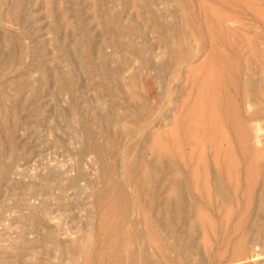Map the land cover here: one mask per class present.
I'll return each instance as SVG.
<instances>
[{
  "label": "rangeland",
  "instance_id": "1",
  "mask_svg": "<svg viewBox=\"0 0 264 264\" xmlns=\"http://www.w3.org/2000/svg\"><path fill=\"white\" fill-rule=\"evenodd\" d=\"M0 176V264H264V0H0Z\"/></svg>",
  "mask_w": 264,
  "mask_h": 264
},
{
  "label": "bare ground",
  "instance_id": "2",
  "mask_svg": "<svg viewBox=\"0 0 264 264\" xmlns=\"http://www.w3.org/2000/svg\"><path fill=\"white\" fill-rule=\"evenodd\" d=\"M23 1V0H22ZM2 4V3H1ZM11 4V3H10ZM19 9H20V7H19ZM21 9H22V7H21ZM19 11V10H18ZM17 11V12H18ZM9 12V11H8ZM19 13V12H18ZM78 14H79V12H78ZM118 14H120V13H118ZM119 16V15H118ZM14 17V16H13ZM79 17V16H78ZM118 18V17H117ZM119 19V18H118ZM186 19H187V17H186ZM13 20V19H12ZM19 20H20V16H19ZM189 20V19H188ZM187 20V21H188ZM189 21H191V20H189ZM17 22H18V19H17ZM119 22V21H118ZM187 24L189 25V22H187ZM118 25H120V24H118ZM19 26H21V25H19ZM185 27H187L186 26V24H185ZM58 28V27H57ZM119 28H120V26H119ZM22 29V28H21ZM22 30H25V28L24 29H22ZM84 30V29H83ZM185 30V29H184ZM189 30H191L192 31V29L190 28ZM194 30H195V28H194ZM193 30V31H194ZM21 32V31H20ZM24 32V31H23ZM22 32V33H23ZM85 32V31H84ZM184 33V32H183ZM194 33H195V31H194ZM197 33V32H196ZM23 35H25L24 33H23ZM86 36H87V34H85ZM184 35V34H183ZM191 35H192V32H191ZM85 36V37H86ZM189 36V35H188ZM131 37V36H130ZM187 37V36H186ZM186 37H185V39H186ZM25 38V37H24ZM23 38V39H24ZM132 38V37H131ZM15 40V39H14ZM134 41V40H133ZM187 41V40H186ZM15 43H16V41H15ZM88 44V43H87ZM13 45V44H12ZM89 47H90V45H88ZM136 46V45H135ZM135 48V47H134ZM91 49V48H90ZM189 50V49H188ZM174 51V50H173ZM92 53V52H91ZM133 53V52H132ZM4 55V54H3ZM85 55V54H84ZM91 55V54H90ZM135 55V54H134ZM172 55H173V53H172ZM219 55V54H218ZM186 56V55H185ZM16 57V56H15ZM170 57H171V55H170ZM173 57V56H172ZM171 57V58H172ZM69 58V57H68ZM92 58V57H91ZM188 58V57H187ZM189 58H191V57H189ZM188 58V59H189ZM90 59V58H89ZM170 60V59H169ZM189 60H191V59H189ZM192 60H193V58H192ZM228 60V59H227ZM91 61V60H90ZM171 61V60H170ZM69 62V61H68ZM157 62V61H156ZM185 62H189L188 60H186ZM143 63V62H142ZM91 64V63H90ZM179 64V63H178ZM102 65V64H101ZM142 65V64H141ZM180 65H182V64H180ZM184 65V64H183ZM100 66V65H99ZM169 66V65H168ZM179 67V66H178ZM96 67L94 66V69H95ZM143 68V67H142ZM174 68H175V66H174ZM182 68V67H181ZM98 69V68H97ZM174 70V69H173ZM172 70V73L175 71H173ZM178 70V69H177ZM19 72V71H18ZM17 72V73H18ZM98 72V71H97ZM16 73V72H15ZM16 73V74H17ZM99 74V73H98ZM141 74V73H140ZM74 75V74H73ZM121 75V74H120ZM157 76V75H156ZM160 77V76H159ZM106 78V77H105ZM124 78V77H123ZM108 79V78H107ZM170 79V78H169ZM73 80V79H72ZM124 81V80H123ZM74 82V81H73ZM73 94V93H72ZM113 94V93H112ZM104 99V98H103ZM149 102V101H148ZM105 103V102H104ZM162 104V103H161ZM73 105H75V104H73ZM127 105V104H126ZM165 105V104H164ZM76 106V105H75ZM163 106V105H162ZM161 106V107H162ZM168 106V105H167ZM78 107V106H77ZM168 108V107H167ZM167 108H166V110H167ZM159 109L160 108H158V111H159ZM79 110V109H78ZM165 110V109H164ZM132 111V110H131ZM146 111V110H145ZM144 111V113H146ZM157 111V113L158 114H160L161 113V111H160V113ZM133 112V111H132ZM156 112V111H155ZM155 112H153V114L155 113ZM78 113H79V111H78ZM143 114V113H142ZM142 114H140L141 116H142ZM152 114V115H153ZM156 114V113H155ZM144 115V114H143ZM157 115V114H156ZM139 116V115H138ZM151 116V115H150ZM159 117L158 118H160V115H158ZM161 116H163V115H161ZM149 117V116H148ZM147 117V118H148ZM153 117V116H152ZM150 118V117H149ZM139 119V118H138ZM141 119V118H140ZM151 119V118H150ZM150 119L148 120V123H149V121H150ZM146 120V121H147ZM145 122V121H144ZM210 122V121H209ZM159 123V122H158ZM147 124V123H146ZM149 124H152L151 123V121H150V123ZM149 124H147L148 126H149ZM156 124V123H155ZM211 124V123H210ZM229 124V123H228ZM136 125H137V123H136ZM143 124H141V126H142ZM145 125V124H144ZM147 125H145L146 127H147ZM165 125V124H164ZM163 125V126H164ZM186 125V124H185ZM152 126V125H151ZM150 126V127H151ZM169 126V125H168ZM138 127H140V126H138ZM137 127V128H138ZM142 127H144V126H142ZM149 127V128H150ZM159 127V126H158ZM111 128V127H110ZM145 128V127H144ZM143 128V129H144ZM139 129V128H138ZM142 129V130H143ZM148 129V128H147ZM146 129V130H147ZM229 130H230V128H229ZM139 131V130H138ZM144 131V130H143ZM142 131V132H143ZM182 131V130H181ZM231 131V130H230ZM140 132L141 131H139V134H140ZM206 132V131H205ZM134 133V132H133ZM147 133H148V131H147ZM181 133V132H180ZM130 134H132V133H130ZM182 134V133H181ZM14 135H16V134H14ZM13 135V136H14ZM137 135H138V133H137ZM153 135H156V132H155V134H153ZM232 135V134H231ZM258 135V134H257ZM256 135V136H257ZM131 136V135H130ZM240 136V135H239ZM256 136H255V138H256ZM129 137V136H128ZM147 137V136H146ZM154 137V136H153ZM14 138V137H13ZM148 138V137H147ZM234 138V137H233ZM131 139H133V138H131ZM137 139L138 138H135V140L137 141ZM145 139V138H144ZM163 139V138H162ZM130 140V139H129ZM135 140H133V141H135ZM239 140H240V138H239ZM12 141H13V139H12ZM234 141V140H233ZM257 141V140H256ZM124 142H126V139H125V141ZM230 142V141H229ZM260 142V141H259ZM14 143V142H13ZM129 143V141L127 142V144ZM132 142H130V144H131ZM235 143V142H234ZM136 144H137V142H136ZM145 144V143H144ZM152 144V143H151ZM230 144V143H229ZM124 145L126 146V144L124 143ZM129 145V144H128ZM130 146V145H129ZM128 146V147H129ZM152 147V149L154 150V152H156V154H157V158H156V160H155V163H153V164H150L151 166H149V168L148 169H146V168H144L143 169V171L141 172V175L139 176V177H137V180H138V182H143V183H147V180L151 177V176H153L154 175V173H156L157 171H161L163 168H165V167H167V168H170L171 167V165H172V163H170V162H168L166 165H164V163L166 162L164 159H163V154H162V151H160L159 149H156V146H154V145H151ZM237 146V145H236ZM245 146V145H244ZM142 147V146H141ZM82 148V147H81ZM236 148V147H235ZM128 149V148H127ZM244 148H242V150H243ZM229 150V149H228ZM124 151V150H123ZM126 151V150H125ZM128 151V150H127ZM146 151V150H145ZM236 152V151H235ZM124 152H122V158L124 157L123 155H125V154H123ZM238 154V153H237ZM220 155L221 154H219V158H220ZM238 155H240V154H238ZM141 156V155H140ZM218 156V155H217ZM121 157V156H120ZM137 157H139V156H137ZM142 157V156H141ZM225 157V156H224ZM153 158V157H152ZM222 158V157H221ZM123 160V159H122ZM220 160V159H219ZM125 161H126V159H125ZM221 161V160H220ZM224 161H226V160H224ZM123 162V161H122ZM179 162V161H178ZM246 162V161H245ZM209 163H210V161H209ZM221 163V162H220ZM235 163V162H234ZM122 164V163H121ZM120 164V165H121ZM125 164V163H124ZM128 164V163H127ZM180 164V163H179ZM226 164V163H225ZM113 165V164H112ZM222 165V164H221ZM47 166H48V164H47ZM78 166H79V164H78ZM44 167H46L45 165H44ZM44 167H42V168H44ZM127 167H128V165H127ZM210 167V166H209ZM243 168V167H242ZM77 169V168H76ZM121 169H122V167H121ZM126 169V168H125ZM183 169V168H182ZM211 169V168H210ZM118 170V169H117ZM238 170V169H237ZM242 170V169H241ZM119 171H120V169H119ZM123 171V170H122ZM129 171V170H128ZM224 171V170H223ZM10 172V171H9ZM186 172V171H185ZM219 172H221V171H219ZM243 172V171H242ZM11 173V172H10ZM123 173H124V171H123ZM45 174H46V172H45ZM48 174V173H47ZM80 174V173H79ZM212 174V173H211ZM223 174H224V172H223ZM64 175V174H63ZM42 176V175H41ZM43 176H44V173H43ZM42 176V177H43ZM47 176V175H46ZM125 176V175H124ZM1 177V176H0ZM62 177H64V176H62ZM61 177V178H62ZM66 177V176H65ZM71 177V176H70ZM107 177V176H106ZM126 177H127V173H126ZM212 177V176H211ZM50 178V177H49ZM53 178V177H52ZM80 178H81V176H80ZM122 178H123V176H122ZM128 178V177H127ZM242 178V177H241ZM105 179V178H104ZM166 180H168V182H167V184L165 185V187L163 188L164 190H162V191H164V193H165V200L162 202V205H164V211L166 212V215H167V218L165 219V220H161V223L163 224V226H165V227H168V228H170L171 226H172V222L173 221H175V220H177V219H179V208H183V207H179V202H181L182 201V199H183V193H184V191H183V189L181 188V182L180 181H178L177 180V178H175V177H166L165 178ZM215 179H216V182H217V192L219 193V194H221V195H224V196H226V190H225V187H224V184H223V181H222V178L220 177V174H218V172H216L215 173ZM130 180V179H129ZM212 180V179H211ZM242 180V179H241ZM51 181H52V179H51ZM56 181V180H55ZM59 180H57L56 182H58ZM123 181H125V179L123 180ZM210 181V180H209ZM44 182H47V181H44ZM104 182V181H103ZM119 182V181H118ZM156 183H157V181H156ZM46 184V183H45ZM55 184H57V183H55ZM242 184V183H241ZM47 185V184H46ZM76 185V184H75ZM125 185H126V182H125ZM211 185H213V184H211ZM54 186V185H53ZM65 186V185H64ZM69 186V185H68ZM132 186V185H131ZM156 186V185H155ZM60 187V186H59ZM92 187V186H91ZM127 187V186H126ZM190 187H191V185H190ZM240 187V186H239ZM241 187H242V185H241ZM62 188V187H61ZM63 188H65V187H63ZM74 188V187H73ZM228 188V187H227ZM68 189V188H67ZM128 189V188H127ZM126 189V190H127ZM191 189V188H190ZM62 190V189H61ZM108 190H110V193L111 194H113V201L110 203V205L108 206V207H106L105 208V210H104V212H102V214H101V216H100V219H101V222L103 223V225H107V226H109L110 228H112V230H115L114 229V224H113V221H112V215L114 214V211H116V209H117V203H118V205L121 207V215H122V217L124 218V216H125V213H126V209L129 207V204H132L133 202H131L130 203V199H129V197L126 195V194H124L123 193V189H122V186L119 184V183H115L110 189H105L104 190V192L106 193V192H108ZM132 190H133V188H132ZM213 190V189H212ZM241 190V189H240ZM67 191V190H66ZM65 191V192H66ZM129 192H130V190H128ZM128 191H126V193L128 192ZM135 192V191H134ZM155 192V191H154ZM105 193H104V195H105ZM151 193V192H150ZM149 193V194H150ZM213 193V192H212ZM129 194V193H128ZM155 194V193H154ZM185 194V193H184ZM239 194H240V192H239ZM214 195V194H213ZM252 195H253V193H252ZM102 196H103V194H102ZM101 196V197H102ZM135 196V195H134ZM223 196V197H224ZM32 197V196H31ZM67 197V196H66ZM104 197V196H103ZM157 197H159V196H157ZM240 197V196H239ZM99 198V197H98ZM130 198H131V195H130ZM135 198V197H134ZM185 198V197H184ZM65 199V198H64ZM100 199V198H99ZM132 199V198H131ZM148 200L146 201V206H148V207H153V206H155V203H156V198H155V196L153 195V193L152 194H150V195H148V198H147ZM233 199V198H232ZM253 199V198H252ZM28 200V199H27ZM27 200H25V201H27ZM92 201V200H91ZM96 201V200H95ZM133 201V200H132ZM232 201H234V200H232ZM244 201V200H243ZM136 202V201H135ZM160 202V201H159ZM247 202V201H246ZM63 203H65V202H63ZM94 203V202H93ZM204 203V202H203ZM69 204H71V203H69ZM181 204H182V202H181ZM239 204H240V201H239ZM252 205H253V203H251ZM57 205V204H56ZM137 206V205H136ZM236 206V205H235ZM96 207V206H95ZM132 207H133V205H132ZM138 207H139V209L143 212V213H145V209H146V207L144 206V205H141L140 203H139V205H138ZM240 207H241V205H240ZM137 208V207H136ZM154 208V207H153ZM214 208V207H213ZM244 208H247V207H244ZM251 208V207H250ZM96 209V208H95ZM99 209V208H98ZM133 209V208H132ZM24 210H26L25 208H24ZM99 210H101V207H100V209ZM212 210V209H211ZM91 211V210H90ZM133 211V210H132ZM132 211H130V212H132ZM155 211V210H154ZM215 211V210H214ZM239 211V210H238ZM243 211V210H242ZM136 212L138 213V211L136 210ZM153 212V211H152ZM248 212V211H247ZM96 213V212H95ZM98 213V212H97ZM235 213H236V211H235ZM132 214H133V212H132ZM131 215V214H130ZM183 215V214H182ZM239 215V214H238ZM98 216V215H97ZM132 216V215H131ZM137 216H138V214H137ZM152 216V215H151ZM259 216V215H258ZM138 217H140V215L138 216ZM138 217H135V218H138ZM160 217V216H159ZM241 217V216H240ZM244 217V216H243ZM242 217V218H243ZM245 217H246V215H245ZM4 218V217H3ZM49 218V217H48ZM134 218V219H135ZM183 218V217H182ZM98 219V218H97ZM139 219V218H138ZM237 219V218H236ZM133 220V219H132ZM137 220V219H136ZM246 220V219H245ZM141 220H139V222H140ZM243 221H244V218H243ZM95 222V221H94ZM130 222H131V220H130ZM137 222V221H136ZM136 222H134V220H133V224L134 223H136ZM245 223V222H244ZM244 223H243V225H244ZM130 224V223H129ZM136 224H138V223H136ZM140 224V223H139ZM144 224V223H143ZM95 225H96V223H95ZM118 225H119V222H118ZM97 226V225H96ZM96 226H95V229H96ZM134 226H135V224H134ZM142 226V225H141ZM141 226H139V228L141 227ZM122 227V226H121ZM136 227V226H135ZM243 227V226H242ZM242 227H241V229L240 230H242ZM56 228V227H55ZM129 228V227H128ZM131 228H132V226H131ZM12 229V228H11ZM62 229V228H61ZM97 229H98V227H97ZM132 229H134V228H132ZM157 228H155V230H156ZM30 230V229H29ZM118 230H120L119 229V226H118ZM143 230H144V228H143ZM142 230V231H143ZM82 231V230H81ZM89 231H91V230H89ZM116 231V230H115ZM115 231H112L111 233H110V235H109V239H108V244L110 245H112L113 243H117L116 241L118 240V238H121V236L120 237H118L117 236V234L115 233ZM160 231V230H159ZM119 232V231H118ZM134 232V231H133ZM181 232V231H180ZM242 232V231H241ZM64 233V232H63ZM83 233V232H82ZM94 233V232H93ZM100 232H98V234H99ZM160 233V232H159ZM232 233V232H231ZM38 234V233H37ZM139 235V234H138ZM160 235H161V233H160ZM95 236H96V234H95ZM94 236V237H95ZM141 236L143 237L144 235H142L141 234ZM129 237V236H128ZM138 237V236H137ZM161 237V236H160ZM236 237V236H235ZM24 238H26V237H24ZM97 238V237H96ZM224 238V237H223ZM234 237H232V239H233ZM99 239V238H98ZM98 239H97V241H98ZM143 239V238H142ZM145 239V238H144ZM144 239H143V241H144ZM161 239V238H160ZM175 239V238H174ZM99 240H101V239H99ZM162 240H164V239H162ZM236 240V239H235ZM96 241V240H95ZM107 241V240H106ZM242 241V240H241ZM24 242H26V241H24ZM28 242V241H27ZM85 242V241H84ZM120 242V241H119ZM145 242V241H144ZM172 242V241H171ZM58 243V242H57ZM99 243V242H98ZM104 243H106V242H104ZM121 243V242H120ZM137 243V242H136ZM139 243V242H138ZM138 243H137V245H138ZM230 243H232V240L230 241ZM49 244V243H48ZM69 245V244H68ZM92 245V244H91ZM121 245V244H120ZM141 244H139V246H140ZM144 245H146V244H144ZM172 245V244H171ZM223 245H224V242H223ZM230 246V245H229ZM228 246V247H229ZM102 247V246H101ZM118 247V246H117ZM116 247V248H117ZM100 248V247H99ZM135 248V247H134ZM134 248H132V250L134 249ZM140 248V247H139ZM143 248V247H142ZM219 248V247H218ZM217 248V249H218ZM220 248H223V247H220ZM230 249H231V247H229ZM228 248V249H229ZM70 249V248H69ZM97 249V248H96ZM149 248H147V251L149 252V250H148ZM169 249H170V247H169ZM229 249V250H230ZM93 250H95L94 248H93ZM106 250H107V248H106ZM113 250V249H112ZM264 250V249H263ZM2 251V250H1ZM96 251V250H95ZM115 251V250H114ZM134 251V250H133ZM171 251V250H170ZM3 252V251H2ZM93 252V251H92ZM140 253V255L142 256H144V260H143V262H144V264H157L154 260H151L150 259V257L148 258L147 256L148 255H146V253L144 252V251H142V250H140L139 251ZM172 252V251H171ZM230 252V254H231V251H229ZM229 252H228V254H229ZM64 253V252H63ZM113 253V252H112ZM133 253V252H132ZM170 253V252H169ZM89 254V253H88ZM87 254V255H88ZM106 254V253H105ZM174 254H176V252L174 253ZM227 254V255H228ZM259 254V253H258ZM112 255L113 254H111V256L110 257H112ZM171 255V254H170ZM170 255H168V256H170ZM226 255V257L227 258H229L228 256ZM83 256V255H82ZM131 259H130V261H129V263H127V264H135V257H136V255L133 253V254H131ZM140 256V257H141ZM167 256V257H168ZM259 256V255H258ZM89 257V256H88ZM210 257V256H209ZM106 258V257H105ZM142 258V257H141ZM34 259V258H33ZM83 259H84V257H83ZM108 259V258H107ZM121 259V254L120 253H116V255H115V257H114V261H113V263L114 264H116V263H118L119 262V260ZM173 259V258H172ZM175 259V258H174ZM173 259V260H174ZM213 259V258H212ZM218 261H219V259H217ZM224 260H226V259H224ZM228 260V259H227ZM97 261V260H96ZM141 261V260H140ZM169 261H170V259H169ZM175 261H177L176 259H175ZM107 262V261H106ZM171 262V261H170ZM227 262V261H226ZM21 263H22V261H21ZM141 263V262H140ZM160 263V262H159ZM98 264H99V262H98ZM214 264V263H213ZM217 264V263H216Z\"/></svg>",
  "mask_w": 264,
  "mask_h": 264
}]
</instances>
